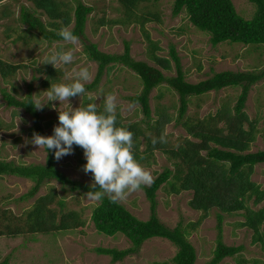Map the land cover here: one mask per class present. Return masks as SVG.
Listing matches in <instances>:
<instances>
[{
    "label": "rangeland",
    "instance_id": "rangeland-1",
    "mask_svg": "<svg viewBox=\"0 0 264 264\" xmlns=\"http://www.w3.org/2000/svg\"><path fill=\"white\" fill-rule=\"evenodd\" d=\"M66 7L74 8L81 2L92 8L85 27V39L88 44H96L98 49L107 54L120 55L123 53V42L130 45V55L136 61L147 62L153 65L147 57V44L138 25L127 27L120 24L100 25L102 18L113 21L122 17L123 7L117 0H59ZM236 13L245 20H251L256 12V7L247 0H231ZM139 4L136 10L139 15L155 13L159 22L151 21L145 25V31L150 35L153 42H157L161 48L156 52L158 56L168 57L170 45L175 48L179 58L185 79L190 83H197L211 77L215 73L224 71L231 72H260L264 70V47L252 48L240 44L221 43L213 47L209 42V36L194 28L185 13L174 17L172 15L173 0H145ZM24 6L30 12L40 16L43 22L47 18L41 11L33 10V5L26 0H4L0 3V10L6 8L10 17L0 20V59L13 64L25 66L16 71L15 75L3 80L0 77V160L13 162L15 164H44L45 151L33 145L30 141L33 137L29 128L32 119L22 109L9 107L2 97L1 90L23 99L30 91L32 97L46 101L45 91L48 89L42 85L44 76L38 73L45 64L46 58L51 55L53 49L59 51L73 50L74 61L69 65L58 67L60 73L57 83H71L69 78L73 69L86 67L89 69L92 79L85 83L86 86L93 81L97 65L89 61L83 51V41L78 40L75 45L48 42L42 39L36 31H26V26L19 22L20 8ZM73 24L70 25V28ZM26 32V34L24 33ZM23 35V36H20ZM20 36V40H16ZM16 40V41H15ZM53 67V66H52ZM54 68V67H53ZM56 69V68H54ZM167 76H174V71L165 72ZM56 83V84H57ZM142 90L141 81L131 70L116 65L112 70L100 79L95 90L87 91L82 97L70 98L62 105L59 101H52L45 105L39 115L45 132L53 135L54 127L59 124V108L69 110L82 106V100L88 95L96 98L93 102L97 107L103 105V97L109 93L116 96L117 112L124 124H138L140 128H146L147 118L143 115L141 107L132 104L129 97L140 94ZM240 88H225L219 92H210L200 97H191L185 118L192 122L214 115L220 108H233L240 94ZM55 105V108L52 105ZM149 106L151 110V124L159 118V114L168 115L171 118L169 124L165 125L167 141L173 146L181 143L186 138V132L176 122L178 115V96L166 84L153 89L149 95ZM245 112L251 120L257 121L256 139L250 147L251 152L264 149V79L256 83L250 90L245 105ZM150 124V125H151ZM222 123L219 124V127ZM153 131H146L147 135ZM140 150H144L145 140L140 139ZM78 146H73V154L56 160L58 170L72 181L91 185L92 175L82 171L86 164L84 151ZM150 165L141 164L149 170L153 176L161 173L163 168L171 167L166 155L155 151ZM252 181L264 189V165H257L252 175ZM32 183L25 179L12 176L0 178V231H6L1 218L5 216L16 220H24V215L29 211L38 197L44 196L50 190L57 195V200H63L66 210L80 214L85 221L82 228L66 233L29 234L28 232L17 236H0V262L8 260V264H173L172 259L177 249L169 241L161 238H153L143 243L139 252L125 257L122 261L112 262L110 257L98 255L96 248H109L125 250L129 248V241L121 234L107 237L96 233L91 221L92 211L98 201L87 199L84 194L69 192L66 187L63 191L60 184L51 181L44 184L37 195L28 201H19V198L27 193ZM190 192H183L178 196L167 193L162 188L156 193L157 217L160 222L169 229L175 228L179 223L186 227L189 223L196 222L201 213L191 210L188 202L191 199ZM134 217L145 221L149 218V203L142 190L132 193L125 201L120 202ZM253 210L264 206V202L257 206L248 203ZM53 207L52 205L50 206ZM57 207V206H54ZM243 222L241 214L225 215L221 224V240L223 244L231 247H241V251L224 259L219 264H264V244L253 242V234L250 230L242 228L239 224ZM24 222L17 224L22 226ZM13 225V222H12ZM216 211L209 213L195 230H191L188 240L196 251L195 264H207L213 258L216 240L219 236ZM1 226V225H0ZM264 242V224L261 227Z\"/></svg>",
    "mask_w": 264,
    "mask_h": 264
},
{
    "label": "trees",
    "instance_id": "trees-1",
    "mask_svg": "<svg viewBox=\"0 0 264 264\" xmlns=\"http://www.w3.org/2000/svg\"><path fill=\"white\" fill-rule=\"evenodd\" d=\"M3 1L0 0V3ZM26 1L33 5V10L41 11L48 20L43 22L40 16L35 15V12H30L22 6L19 22L26 26L27 32L36 31L48 42L61 43L63 39L56 34L57 31L63 26L73 24L70 30L79 38L78 40L83 41L86 58L97 65L93 81L86 86L87 91L95 90L105 73L116 65H121L138 76L142 90L140 94L128 99L132 104L141 107L143 115L147 118L146 128L142 129L138 124H124L118 112L116 113L117 126L125 127L134 134L133 151L139 163L150 165V159H153L155 151L166 155L171 163L172 168H163L150 186L141 189L150 205V215L147 220L137 219L123 205L112 203L107 196L98 201L91 216L96 233L107 237L121 234L129 241L130 246L125 250L96 248L94 250L96 254L110 257L115 263L137 254L144 242L161 238L169 241L177 249L172 259L173 264H195L196 251L188 237L191 230H195L213 210L216 211L219 236L213 258L207 264H219L226 258L235 257L241 251V247L226 246L221 240V224L225 215L241 214L243 222L239 226L252 232V243L264 244L261 230L264 224V206L258 210L247 206L248 203L257 206L264 202V189L252 181L255 167L264 165V149L250 151L256 139L257 121L251 120L244 111L251 88L264 79V70L260 72L224 71L197 83L187 82L180 58L173 46L169 47L168 57L158 56L156 53L161 48L157 42L150 39L144 27L151 21L159 22V17L155 13L139 15L136 11L140 10L138 3L145 0H117L124 9L122 17L113 21L107 20V22L102 18L99 24L105 26L113 23L124 27L138 25L147 44L148 60L153 65L132 59L128 42H123L124 50L120 55L103 53L96 44H88L85 39V27L93 11L91 7L81 2L74 8H68L59 0ZM247 1L256 7L255 15L251 20L240 17L231 0H173L172 15L176 17L185 13L194 28L209 36V42L213 47L227 43L261 48L264 47V0ZM4 9L0 10V20L10 17L8 10ZM20 36H17L16 40H20ZM24 67L0 59V77L6 80L14 76L18 69ZM172 70L175 73L174 76L166 77L163 74V71ZM37 72L44 76L42 85L46 89L51 87V83L56 84L61 74L60 70L48 65H43ZM162 84H166L178 96L176 122L184 129L187 137L173 146L167 142L166 144L158 143L154 147L151 142L152 137L158 138L164 133L165 125L171 121L168 115L159 114L154 124L150 123L149 95L153 89ZM225 88L241 89L233 108L222 107L214 115L195 122L185 118L189 98L219 92ZM1 93L9 107L22 109L31 117L32 126L29 131L32 135L35 132L49 136L42 126L39 111L32 105L33 97L30 91L20 100L6 93L5 90H1ZM82 102V106H87L93 101L85 97ZM98 111H103V105L98 107ZM220 123L222 126L219 127ZM148 130L153 132L147 135L145 132ZM141 138L145 140L142 151L140 150ZM44 151L46 154L44 164L26 165L0 160V178L12 176L32 183L29 191L22 195L19 201L32 199L44 184L51 181L60 184L62 191L68 187L71 193L78 192L85 195L89 191H99V189H92L91 185L72 181L63 175L56 166L54 150L44 149ZM140 157L144 158L140 159ZM162 188L175 196L190 192L192 196L188 206L191 210L201 213V217L186 227H182L180 223L173 229L164 226L158 219L156 211V193ZM23 215L24 220H17V224L22 222L24 224L15 226L16 220L5 216L4 212L1 218L6 231H0V236L17 237L27 232L43 235H50L52 232L66 233L85 225L80 214L66 210L63 200H57V195L52 190L38 197L31 209ZM0 225L1 229V222ZM243 263L246 262L241 259L239 264ZM0 264H8V260L4 259Z\"/></svg>",
    "mask_w": 264,
    "mask_h": 264
},
{
    "label": "clouds",
    "instance_id": "clouds-1",
    "mask_svg": "<svg viewBox=\"0 0 264 264\" xmlns=\"http://www.w3.org/2000/svg\"><path fill=\"white\" fill-rule=\"evenodd\" d=\"M66 44L75 45L78 37L70 30V26L61 27L57 33ZM73 50L59 51L53 49L45 64H51L58 69L61 65H69L74 61ZM69 78L71 83H51L45 91L46 101L33 95L36 110L42 111L46 104L59 101L62 105L70 98L82 97L86 94L85 83L91 81L92 76L88 68L73 69ZM90 101L95 100L88 95ZM55 108V105H52ZM59 124L54 127L53 135L43 136L33 133L31 143L39 149L54 150L55 159L73 154V146L83 149L86 164L82 171L91 174L92 189L84 196L92 201H101L105 196L112 203L125 201L132 193L138 192L142 187L150 186L154 178L149 170L139 163L134 155V134L125 127L117 126V102L112 93L103 97V111H98L97 103L87 106L61 110L59 108ZM152 145L166 144L167 132L158 138L152 137ZM144 157H140L143 159Z\"/></svg>",
    "mask_w": 264,
    "mask_h": 264
}]
</instances>
